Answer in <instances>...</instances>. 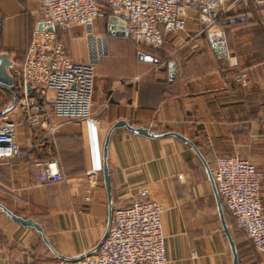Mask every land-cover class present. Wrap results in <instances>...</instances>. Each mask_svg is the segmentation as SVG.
<instances>
[{
	"label": "crops",
	"instance_id": "1",
	"mask_svg": "<svg viewBox=\"0 0 264 264\" xmlns=\"http://www.w3.org/2000/svg\"><path fill=\"white\" fill-rule=\"evenodd\" d=\"M234 2L215 23L205 8L183 10L187 27L165 34L159 63L112 33L109 15L91 31L61 32L74 60L95 65L94 122L46 119L40 111L42 123L32 127L0 89V123L18 124L22 151L0 162V205L41 228L24 227L0 208V264H76L96 254L112 210L131 205L143 189L163 207L169 264H233L224 225L239 264H264L212 182L219 156L248 160L264 176V0H226ZM39 20L37 0H0V54L13 65L23 63ZM220 34L225 41L214 46ZM121 121L149 136L115 127ZM51 126L57 131L46 137ZM53 158L65 180L43 184L36 164ZM261 202L264 210V178Z\"/></svg>",
	"mask_w": 264,
	"mask_h": 264
},
{
	"label": "built area",
	"instance_id": "2",
	"mask_svg": "<svg viewBox=\"0 0 264 264\" xmlns=\"http://www.w3.org/2000/svg\"><path fill=\"white\" fill-rule=\"evenodd\" d=\"M240 1L245 6L263 2ZM236 3L227 4L226 0H37L40 20L32 42L23 63L13 65L9 70L22 86L16 106L32 127L42 123L40 111L44 112L46 119L94 122L91 108L95 65L74 60L59 40L60 33L72 26L91 31L96 20L109 15L110 20H116L110 24L111 32L118 33L121 27L137 46L158 50L164 45L166 33L177 34L186 29L187 16L183 10L196 5L214 11L215 23L232 11ZM121 14L128 19H120ZM237 82L246 84L242 75L238 76ZM29 89L34 92L30 93ZM57 128L51 126L46 137L54 136ZM21 152L18 124L11 119L4 120L0 123V162L17 159ZM36 166L43 184L52 185L65 180L57 159L38 162ZM263 178V173L252 162L234 156H219L213 171L215 187L226 210L237 228L251 240L255 251L262 255ZM89 200L87 197L86 201ZM162 212V205L150 199L149 190H141L131 205L112 210L110 224L98 252L76 264H169ZM192 256L196 257V254Z\"/></svg>",
	"mask_w": 264,
	"mask_h": 264
},
{
	"label": "water",
	"instance_id": "3",
	"mask_svg": "<svg viewBox=\"0 0 264 264\" xmlns=\"http://www.w3.org/2000/svg\"><path fill=\"white\" fill-rule=\"evenodd\" d=\"M206 11V10H205ZM209 13L211 15H214L215 12L214 11H209ZM119 18L120 19H128L127 16H124V15H119ZM115 19L113 20H110V24H114L115 23ZM42 25H40V29H42ZM112 29H113V26H111ZM118 30L120 32L118 33H115L116 35L118 36H121V37H127L122 31H123V28L119 27ZM114 33V32H112ZM224 41V37L222 36V34H220L217 38V42H215L213 45L214 46H217L218 47V42L220 43H223ZM223 47V46H221ZM224 50V48H222ZM140 57L142 58L143 55L140 54ZM147 61H152L153 59L151 57H146L145 58ZM174 64H171V67L173 68ZM13 67V62L10 60V56L9 54L7 53H4V54H0V89L2 90H5V91H10L12 88H14L15 84H16V81L14 80L13 76L10 74L9 70ZM29 92L32 93L34 92V90L32 89H29ZM17 102V101H16ZM16 105V103H15ZM6 112H3L0 114V116L4 115ZM115 127H127L130 131L134 132V133H138L140 135H143V136H149V133L148 131L144 130V129H141V128H138V129H135V128H132L129 126V124L125 121H121V122H118ZM176 137H178L179 139L183 140V141H186L183 137L177 135V134H174ZM104 177H105V182H106V187H107V190H108V193L111 192V188H110V176H109V171H108V167L107 165L105 164L104 165ZM212 182H213V185L215 186V183H214V180L212 179ZM0 208H2L7 216L14 222L24 226V227H32V228H35L36 230L40 231L41 232V228L39 227V225L34 222L32 219H24L20 216H17L15 214H13L11 211L7 210L5 207L1 206L0 205ZM220 214L223 218V211H222V208L220 207ZM225 227V232H226V235L228 236V239L231 243V246H232V251H233V254H234V261H233V264H239L238 262V257H237V254H236V250H235V246H234V243L232 241V238L230 236V233L228 231V229L226 228V226L224 225Z\"/></svg>",
	"mask_w": 264,
	"mask_h": 264
},
{
	"label": "trees",
	"instance_id": "4",
	"mask_svg": "<svg viewBox=\"0 0 264 264\" xmlns=\"http://www.w3.org/2000/svg\"><path fill=\"white\" fill-rule=\"evenodd\" d=\"M135 46L137 48L138 47H140V48L142 47V49L145 50L152 58L156 59L157 63H159L162 60L161 58L159 59L158 54L162 50L163 47L161 49H158L157 50V49H153L151 47L137 46V45H135ZM21 90H22L21 84H19L18 82H16L14 88H12L10 91H6L9 94V100L7 102V106H10L11 104H15L16 103V101L18 100V98L20 96ZM0 109H1L0 112H2L3 111V108H0Z\"/></svg>",
	"mask_w": 264,
	"mask_h": 264
},
{
	"label": "rangeland",
	"instance_id": "5",
	"mask_svg": "<svg viewBox=\"0 0 264 264\" xmlns=\"http://www.w3.org/2000/svg\"><path fill=\"white\" fill-rule=\"evenodd\" d=\"M124 40H126L125 42H127L130 46H133L135 48L134 44L130 40L128 39H124Z\"/></svg>",
	"mask_w": 264,
	"mask_h": 264
}]
</instances>
